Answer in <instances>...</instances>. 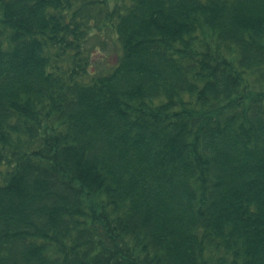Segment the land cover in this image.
I'll use <instances>...</instances> for the list:
<instances>
[{
	"label": "trees",
	"instance_id": "1",
	"mask_svg": "<svg viewBox=\"0 0 264 264\" xmlns=\"http://www.w3.org/2000/svg\"><path fill=\"white\" fill-rule=\"evenodd\" d=\"M1 135L0 264H264V0H0Z\"/></svg>",
	"mask_w": 264,
	"mask_h": 264
},
{
	"label": "bare ground",
	"instance_id": "2",
	"mask_svg": "<svg viewBox=\"0 0 264 264\" xmlns=\"http://www.w3.org/2000/svg\"><path fill=\"white\" fill-rule=\"evenodd\" d=\"M103 69V67H102ZM175 108V109H173ZM187 110H190L194 115H197L200 111L199 108H197L196 106H191L189 109L187 108L186 110H183V109H178L176 107H169L165 113L166 114H170V112L173 113L172 118H177L176 120L178 119H182V118H186L187 116ZM222 111H224L223 113H216L214 114L215 117L217 118H229L230 117V112H228L227 110L223 109ZM228 113V114H227ZM214 117V116H213ZM8 119L6 120V123L2 124V133L3 131L7 132L9 130L10 127L12 126H16V125H20L22 127H25V130L26 132H29L28 134V139H24V138H21V139H17L16 140V143L18 145H16L15 148H17L16 150V154L19 156V155H24L26 153V151L28 150H33L34 149V142L35 144L37 142H39L40 140H38L36 138V140L34 141V121H31L30 118H20L19 115H18V112L16 111V109L12 108L10 110V116L7 117ZM28 120V122H26ZM23 124V125H21ZM12 125V126H11ZM55 125V124H54ZM31 131H33V133H30ZM8 137V135H1L0 136V142L5 140L6 138ZM38 137H41L38 136ZM71 145V143H69V146ZM67 148V146H65ZM13 150H10V151H7L8 154H10ZM1 158H4L3 156ZM4 169H7L6 166H3V163L0 162V173L1 171H3ZM67 183H70V184H75V181L73 180L72 182H70L69 180L66 181ZM2 183V185L4 184V181H0V184ZM34 239H28L26 241H30L32 242Z\"/></svg>",
	"mask_w": 264,
	"mask_h": 264
},
{
	"label": "rangeland",
	"instance_id": "3",
	"mask_svg": "<svg viewBox=\"0 0 264 264\" xmlns=\"http://www.w3.org/2000/svg\"><path fill=\"white\" fill-rule=\"evenodd\" d=\"M109 52H110V50H108L106 52V54L104 55V58L108 61V63H111L114 60V55L112 53V56H108L109 55Z\"/></svg>",
	"mask_w": 264,
	"mask_h": 264
}]
</instances>
